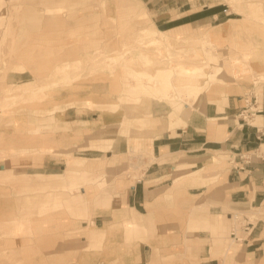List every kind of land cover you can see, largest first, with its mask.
Returning <instances> with one entry per match:
<instances>
[{
	"label": "crops",
	"instance_id": "obj_1",
	"mask_svg": "<svg viewBox=\"0 0 264 264\" xmlns=\"http://www.w3.org/2000/svg\"><path fill=\"white\" fill-rule=\"evenodd\" d=\"M41 1L47 3L53 0ZM101 1L106 3L108 0ZM124 1L129 8L135 2L141 1V12L145 7L150 19L155 23V29L152 30L173 40L219 41L227 39L225 38L228 37L227 34L234 31L232 25L234 18L229 16L231 13L229 4L224 1ZM97 5L99 8L90 13L100 15L102 7L108 11L107 5L94 6ZM41 9L45 12L39 16L41 19L48 15H51V18L59 15L55 12L49 13L43 7ZM13 11L0 14L3 23L5 19L11 17ZM262 15L260 23L264 24V13ZM43 21L45 25L48 24L46 19ZM49 24L59 29L58 22L56 25L53 21ZM61 30L52 37L42 34L32 37L29 41H34V44L24 49L19 48L21 50L17 52L18 56H22L23 50H29L35 55L32 59L39 58L42 62V59L46 60L43 64L33 63L32 59L29 62L31 69L37 68L38 71V76H32L34 80L52 74L50 82L40 83L42 87L48 82L53 84L59 80L60 61L58 54L54 52L60 47L59 36L63 38L58 34L62 33ZM193 30H201L205 38L203 40L185 38L190 37ZM63 33L69 36L67 32ZM89 40H79V43ZM65 42L67 45L72 43L68 40ZM258 44L254 43L252 49L254 58L251 65L258 68L257 77H262L264 45ZM44 50H50L51 54L43 55ZM250 50L244 52L243 57L247 55V59ZM206 56L210 59L208 63L206 62L209 66L207 73L202 67L183 68L180 63L167 69H175L171 82L173 76L186 77L182 84L177 86L172 83V89L167 91L146 93L149 97L152 96L146 122L155 123V120L159 119L156 125L148 126L146 129L148 139L146 146L150 162L137 178L120 175L116 179V185L120 186L116 188L117 196L114 198L113 206L99 210L90 223L87 220L83 221L85 224L82 225L80 237L86 244L81 255H78L80 260L73 264H85L89 260L87 238L91 242H97L99 239L104 241L103 254L108 258L99 263L94 261V264H264V84L262 88L252 85L250 81L253 79L250 75L236 77V81L228 80L229 83H214L213 79L223 78L228 74L222 65L223 60L214 51ZM214 65L223 70L210 77L211 67ZM56 66L58 67L55 73L53 68ZM244 68L241 66L237 69L249 71L248 67L247 70ZM25 77L24 79H28ZM202 77H206V80L196 79ZM51 86H47L50 93H46L44 97L52 95V100L57 96V101L50 103V106H34L32 109L49 111L47 114L51 116L50 121L31 120V114L24 111L22 114L13 115L16 122L12 126H10L12 123H7L6 127L3 126L4 122L0 124V172L8 171L6 177L27 181L28 177L40 179L44 176H55L57 167L62 166L64 162L61 155L69 152L75 145V139L81 135L85 136L84 141L79 143L84 146L82 148L84 155L79 156L83 160L105 152L110 153L109 161L112 162L114 158L116 160L122 158L121 156L129 151V145L133 146L132 143L128 144L127 137L122 138L126 134L120 132L119 135L116 131L114 135L111 132L112 127L120 129L122 113L120 115L116 110L114 121L107 113H95L91 117L90 110L77 109L75 102L79 100L74 98H67V105L63 107L66 101H58L59 93L56 91L59 86L50 89ZM123 93L129 97L126 92ZM155 95L159 99L156 100ZM174 100L183 102L179 104ZM92 103L100 104L96 101ZM117 105L118 102L109 104L112 109ZM19 108L21 111V108L30 107ZM244 109H249L252 113L247 121L242 118ZM10 114L11 111L0 114V119L6 121L5 118L7 115L10 118ZM81 129L88 131V134L85 135ZM133 130L134 128H131V131ZM92 151L95 152L94 156H91ZM36 162H39L38 166L31 164ZM30 165H34L35 170H31V167H28ZM79 170L70 168L69 172L64 173L63 179L65 183L68 182V186L78 185L79 179L74 175ZM82 171L91 173L95 170L85 168ZM83 176H85L83 179L89 177ZM85 183L89 184L90 180H86ZM103 185L104 180H101L87 186V190L90 195H94ZM84 190L86 191L85 188ZM11 200H8V215L0 219L1 227L12 222L18 225L16 220L19 219V215L10 213ZM234 210H256L257 214L250 233L243 228L237 230V234L242 237L241 240L234 238L231 233L233 225L231 227L229 220ZM53 220L58 221V224L72 225V219L64 217L61 220L53 213L30 219L35 238L27 241L31 247L24 251L29 252L25 260L32 261L29 263L24 261V264H42L43 257L50 258L49 263L57 264L56 259L68 253L53 248L46 250L47 245L63 249V239L43 235L48 230L46 226L49 221ZM49 225L52 230L54 225L51 223ZM128 225L132 226L131 230L126 228ZM140 225L144 227L146 234L138 236L136 233L135 236L133 226ZM4 241L10 242L11 238L5 237ZM55 241L57 243L53 244ZM71 243L74 244L75 240ZM3 249L6 250L5 247Z\"/></svg>",
	"mask_w": 264,
	"mask_h": 264
},
{
	"label": "rangeland",
	"instance_id": "obj_2",
	"mask_svg": "<svg viewBox=\"0 0 264 264\" xmlns=\"http://www.w3.org/2000/svg\"><path fill=\"white\" fill-rule=\"evenodd\" d=\"M218 1L229 4L231 11L229 16L234 18V22L231 21L234 31L228 33V37H225L227 39L224 40L211 39L208 41L206 39L199 42L195 40L179 41L166 37L165 40H162L160 37L164 36L152 30V28L155 29V23L150 19V14L146 8L143 7V11L136 15L132 13L131 8L124 0H108L106 3L101 0H53L47 3H43L41 0H0V14H8L10 10H14L11 17L5 19V23L0 18V114L11 111L10 118L7 115L6 121L0 119V124L4 122L3 126L6 127L7 123H12L10 124L12 126L16 122L13 115L16 113L22 114L24 111L31 114V120L50 121L51 116L49 117V114H47L49 111L42 109L33 111L32 109L35 108L34 106H50V103L57 101V96L52 100V95L49 96L48 94L49 97H44L46 93H50L47 86L54 85L50 89L59 86L56 92L59 93L58 101H66L63 103V107L67 105V98H74L79 100L75 102L77 109L90 110L91 117L95 113H107L114 121L116 110L120 115L122 113L123 119L120 129L112 127L111 132L114 135L116 131L119 135L120 132L126 134L122 138L127 137L129 139L128 144L132 143L133 145L132 147L129 145V151L122 155L119 160L114 158V161L110 162V153L102 152L99 154L96 152L97 155L94 156L95 152L93 151L91 156L94 157L83 160L79 156L84 155L82 152L84 146L79 143L84 141L85 136L81 135L75 139V145L67 152L68 155L66 152L61 155L64 157V162L62 166L57 167L58 171L55 176H44L40 179L26 177L27 181H22L18 178L6 177L8 171L0 172V219L4 215H8L9 199H12L10 213L19 215V219L16 220L18 225L13 224L14 222L7 223L3 227L0 225V264H24V261L28 263L32 261L25 260L29 252L24 251L31 247L27 241L35 238L30 219L49 213L59 216L61 220L64 217L72 219V225H69L70 223L68 225L58 224L56 220L49 221L48 226H46L49 231L43 233L44 237L63 239L64 243L63 249H55L47 245L46 250L53 248L56 251L68 252L65 256L56 259L57 264H73L80 260L78 255H81L86 244H84L83 238L80 237L82 225L85 224L83 221L87 220L90 223L99 210L109 209L113 206L114 198L117 196L116 188L120 186V184L116 185V179L120 175L137 178L150 162L148 147L146 146L148 140L146 129L148 126L156 125L159 119H156L155 123L146 122V119H148V106L152 100V96L149 97L146 93L167 91L170 88L172 89L173 84H177V86L182 84L186 78L173 76L171 82V76L175 69H167L168 67L178 66L180 63L184 67L187 62L189 68H193L194 64L192 63H197L195 67H202L204 68L203 71L207 73L209 66L206 62L210 59L206 55H210V52L214 51L223 60L222 65L226 68L228 74L223 78L213 79L214 83H229L228 80L236 81V77L250 75L253 79L250 81L252 85L262 88L264 77H257L258 68L251 65V60L254 58V54L252 55L254 43L264 45V24H261L262 14L264 13V0ZM95 4L107 5L108 11H105V8L102 7L100 15L90 13L99 8L98 5L94 6ZM132 5L140 7L139 2ZM42 7L49 13L55 12L59 15L52 18L51 15H48L44 18L48 22L45 25L44 19L39 17L45 13L41 9ZM65 18L67 19L65 20ZM51 21L55 25L58 22V30L55 26H50ZM65 22L67 23L65 24ZM64 24L65 26L62 28ZM74 29L78 31H74ZM59 30L62 31L58 34L63 37V40L72 42H68L71 44L67 45L59 36L60 47L55 50L54 54H58L60 61L58 65L60 66L53 68L55 72L58 67L60 71L59 80L50 84L52 74L34 80L32 76H38V71L37 68H35L36 70L31 69L29 62L35 55L29 50H23L21 52L22 56H18L17 52L34 44V41H29L32 37L41 34L52 37ZM64 31L69 36H66L63 33ZM189 36L185 38L199 40L205 38L201 30H193ZM79 40H89V42L80 44ZM223 41L224 43H222ZM160 45L162 48L165 46L161 51L163 52L161 55V52L156 48ZM188 47L194 50L192 51ZM249 50L251 53L246 59L247 55L244 57L243 55L244 52H249ZM46 54H51V51L44 50L43 55ZM235 58H238L239 61L236 64L233 63ZM42 60L43 62L39 58H34L32 62L45 63L46 60ZM241 66L248 67L249 71L243 72L240 70L239 72L238 69H234ZM47 68L50 69L49 66ZM160 68L162 69L160 70ZM38 69L41 73L40 67ZM131 72L141 75L139 78L131 77ZM234 74L236 77H234ZM24 77L28 79H24ZM196 79L206 80V77ZM47 81L49 82L42 87L40 83ZM121 86H123V91L129 97L121 91ZM35 92L38 94H34ZM140 93L142 94L138 99H135ZM154 97L156 100L159 99L157 95ZM84 99L100 102V104H94L92 101H82ZM174 101L179 104L183 102L182 100ZM113 102H118L115 109L109 106ZM20 106L26 108L29 106L30 108H21L20 111ZM62 109V106H60V110ZM131 128H134V130L131 131ZM81 131H84L85 135L88 134L86 130L81 129ZM31 164L38 166L39 162ZM34 165L28 167L35 170ZM70 168L80 169L74 175L76 179H79L77 180V186H68V182L65 183L63 179L64 173L69 172ZM85 168L95 171L84 173L82 169ZM83 175L89 176L87 177L90 180L89 184L85 183L88 179H83L85 177ZM101 180H104V185L99 192L90 195L87 186L96 184ZM233 212L238 211L234 210ZM240 212L247 214L253 220L257 218L256 210ZM50 223L54 225L52 230ZM229 223H231V227L234 225V216L231 217ZM237 225L240 227L241 224L237 223ZM133 227L135 236H137L136 233H138V236L146 234V230L142 225ZM126 228L131 230L132 226L128 225ZM5 237L11 238V241H4ZM87 239V249L90 252L88 253L89 260L85 264L107 260L108 256L103 254L104 241L99 239L97 242H91L89 238ZM72 240H75L74 244L71 243ZM50 260V258L43 257L42 264H51L49 263Z\"/></svg>",
	"mask_w": 264,
	"mask_h": 264
},
{
	"label": "built area",
	"instance_id": "obj_3",
	"mask_svg": "<svg viewBox=\"0 0 264 264\" xmlns=\"http://www.w3.org/2000/svg\"><path fill=\"white\" fill-rule=\"evenodd\" d=\"M251 111H249V109H244V111L242 112V118L247 121L248 118H250L251 115ZM235 217V223L233 225L232 228V235L234 238H236L237 240H241L242 237H240L237 234V230L239 228H243L246 232L250 233L251 230L253 229L255 223L254 220L252 218H250L247 214L242 213L240 211L238 212H233L230 214V217ZM240 221V222H239ZM237 223H240V227H238Z\"/></svg>",
	"mask_w": 264,
	"mask_h": 264
},
{
	"label": "bare ground",
	"instance_id": "obj_4",
	"mask_svg": "<svg viewBox=\"0 0 264 264\" xmlns=\"http://www.w3.org/2000/svg\"><path fill=\"white\" fill-rule=\"evenodd\" d=\"M139 3L142 5V2H141V1H140ZM130 8H131L132 12H134L135 14L140 13L141 10H142L141 7L138 8V7H135V6H133V5H130ZM215 34H216V33H214V35H215ZM150 37H151V36H150ZM150 37H148V38L150 39ZM170 37H171V36H170ZM144 38H145V37H144ZM146 38H147V37H146ZM160 38H161L162 40H165V37H160ZM160 38H159V39H160ZM156 39H158V38H156ZM147 41H148V40H147ZM151 41H152V40H151ZM154 41H155V40H154ZM157 43H158V42H157ZM192 43H193V42H192ZM163 45H165V44H163ZM164 47H165V46H164ZM164 47H163V48H164ZM153 48H154V47H153ZM156 48H157V50H158L159 52L163 51V50H162L163 48L161 47V45L158 46V47H156ZM158 48H159V49H158ZM188 48H189V47H188ZM188 48H187V49H188ZM189 49H191L192 51L194 50V49H192V48H189ZM164 50H165V49H164ZM185 50H186V49H185ZM167 51H168V50H167ZM153 52H154V51H153ZM162 53H163V52H161L160 55H161ZM156 54H157V53H156ZM200 62H201V61H200ZM207 62H208V61H207ZM236 62H238V59H237V60L234 59L233 63H236ZM187 64H188V63L186 62L184 67H189ZM192 64H194L192 67H195V64H197V63H192ZM184 67H183V68H184ZM158 69H159V68H158ZM158 69H157V70H158ZM161 69H162V68H160V70H161ZM234 69L236 70L237 68H234ZM157 70H156V71H157ZM222 70H223V68H221V67H219V66H216V65L212 66V67H211V71H210V77H211V76H214V75H216V74H218V73H220V72H222ZM244 70H247V68L245 67ZM156 71H155V72H156ZM241 71H242V70H241ZM239 72H240V69H239ZM131 73H132V72H131ZM129 74H130V73H129ZM140 75H141V74H140ZM140 75H139V73H137V75L134 74V73H132L130 76H131V77L133 76V77H137V78H139ZM142 75H143V74H142ZM151 75H152V74H151ZM172 75H173V74H172ZM263 76H264V75H263ZM171 77H172V76H171ZM234 77H236L235 74H234ZM140 78L142 79L143 77H140ZM128 91H129V89H128ZM180 93H182V92H180Z\"/></svg>",
	"mask_w": 264,
	"mask_h": 264
}]
</instances>
